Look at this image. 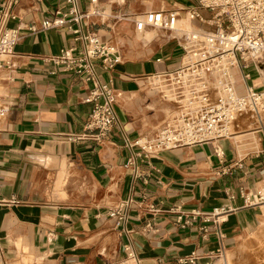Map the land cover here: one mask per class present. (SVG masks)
<instances>
[{
	"label": "crops",
	"instance_id": "0c3cea01",
	"mask_svg": "<svg viewBox=\"0 0 264 264\" xmlns=\"http://www.w3.org/2000/svg\"><path fill=\"white\" fill-rule=\"evenodd\" d=\"M89 4L80 0L83 11ZM162 5L172 10L194 4L98 0L99 8L119 17H108L106 28L93 16L84 28L101 30L121 56L112 70L98 67L116 91L118 121L97 145L75 139L92 110L84 101L92 84L50 60L66 48L78 55L83 43L69 24L41 29L43 21L67 9L66 1L0 0V8L16 15L7 26H21L22 34L9 57L12 66L0 68V94L9 109L0 120V198L9 202L0 204V264H182L192 253L200 256L197 264H209L218 252L229 264V252L260 226L261 210L244 207L241 197L243 190L257 192L264 185L256 158L264 137L248 121L230 138L138 159L137 175L128 164L138 147H126V138L154 135L175 108L149 89L145 76L177 67L182 49L170 37L143 40L125 17ZM130 197L128 220L117 225L110 210ZM229 205L233 210L220 223L188 216ZM127 247L136 255L134 263Z\"/></svg>",
	"mask_w": 264,
	"mask_h": 264
},
{
	"label": "built area",
	"instance_id": "2783aa9c",
	"mask_svg": "<svg viewBox=\"0 0 264 264\" xmlns=\"http://www.w3.org/2000/svg\"><path fill=\"white\" fill-rule=\"evenodd\" d=\"M68 7L52 20L42 22L41 29L59 28L69 24L75 40L82 41L83 47L78 55L75 48H66L51 57L56 65H62L63 71L72 72L86 82L91 83L86 103L92 105L85 130L76 135L78 140H92L97 145L105 142L109 132L118 121L116 91L110 83L103 80L98 67L112 70L121 61L115 46L102 39L101 30L85 31L90 19L98 16L106 23L108 17L118 18L99 8L98 0H90L89 9L83 11L80 0H65ZM191 1V0H187ZM194 5L178 6L169 10L165 5L142 14L125 16L134 22L135 29L144 31L152 27L169 32L182 49L180 64L171 69H162L145 76L149 89L160 96L164 88L173 91L171 102L175 111L162 124L154 135L142 136L135 140L126 138V147L138 150L128 159V164L137 175L138 159L149 160L151 155L183 146L215 142L232 137V129L239 127V121L249 120L256 125L255 132L264 137V0H193ZM17 3L18 0H11ZM208 12V16L201 13ZM188 18L191 23H198V28H179V20ZM16 15L6 8H0V68L12 66L9 57L14 55V48L21 40V26H7L8 19ZM110 27L106 23V28ZM33 32L39 31L36 25H30ZM187 62L185 63V59ZM161 59L158 58L157 61ZM253 69L260 87L252 83ZM56 73V71H52ZM9 109L0 94V120L7 116ZM254 145L255 141L252 142ZM219 155V152H217ZM264 150L256 152L259 166L264 170ZM231 199L236 194H231ZM244 207H259L264 213V185L257 192H241ZM14 202L17 200L13 199ZM133 199L121 201L110 210L117 225L128 220L129 208ZM9 203L0 198V204ZM152 211H158L151 206ZM233 208L222 206L212 212L193 210L188 214L192 219L202 217L205 223H220L223 216ZM183 213L178 222L183 220ZM189 223L186 221L185 225ZM205 228V226H204ZM1 242V240H0ZM1 248V243H0ZM129 259L136 260L130 247ZM197 253L181 258L182 264H197ZM215 263L223 264L224 253L218 252Z\"/></svg>",
	"mask_w": 264,
	"mask_h": 264
},
{
	"label": "rangeland",
	"instance_id": "374dc122",
	"mask_svg": "<svg viewBox=\"0 0 264 264\" xmlns=\"http://www.w3.org/2000/svg\"><path fill=\"white\" fill-rule=\"evenodd\" d=\"M192 1L193 0L187 1V3L189 5L195 4V2L193 1L194 2L193 3ZM201 13L205 16H208V12L205 10H201ZM197 24L198 23H192L191 26H188V24L185 22L184 19L182 20L181 27L184 29L186 28L189 29L191 27L198 28L199 26ZM146 32H147L146 34L149 33L150 39L157 36H159L158 38L162 37V39H165L163 37H169L168 35L169 32L160 29H153V30L149 29ZM250 72L252 73V78H253L252 83H254L256 88H259L261 85L259 83L260 81L258 80L256 72L253 69H250ZM247 121L249 120H245L244 121L245 123L241 122V127H236L235 130L237 131L243 130L242 127L248 124ZM249 141H255V140L254 138H252ZM252 146L254 147V144L250 145V147ZM229 264H264V215L260 226L254 232L250 233L245 238H243V240L236 249L231 250L229 252Z\"/></svg>",
	"mask_w": 264,
	"mask_h": 264
},
{
	"label": "bare ground",
	"instance_id": "6f19581e",
	"mask_svg": "<svg viewBox=\"0 0 264 264\" xmlns=\"http://www.w3.org/2000/svg\"><path fill=\"white\" fill-rule=\"evenodd\" d=\"M181 24H182V19H180L179 20V23H178V26H179V28H182L181 27ZM191 28H193V27H191ZM149 29H156V28H152V27H149V28H147V29H145L144 31H138L137 29H136V31H137V33H138V35L143 39V40H147V41H151V40H153L154 38H152V39H147L146 38V31L147 30H149ZM187 59L188 58H186L185 59V63L187 62ZM164 95H162V96H160V98L163 100V101H165V102H169V103H171L172 101H173V98H174V94H173V91L172 90H170V89H168V88H164ZM155 92V91H154ZM174 111H175V108H174V110L172 109L171 111H169V114L168 115H171L172 113H174ZM246 120V119H245ZM249 123H250V121H248ZM252 126L253 125H255V124H253V123H250ZM255 128H256V126H255ZM236 126H235V128L234 129H232V131H233V134L235 135V133H236ZM262 215H264V213L262 214ZM262 255V254H261ZM261 257V256H260ZM257 258V257H256ZM259 258V257H258ZM133 261V263H134V260H132Z\"/></svg>",
	"mask_w": 264,
	"mask_h": 264
}]
</instances>
